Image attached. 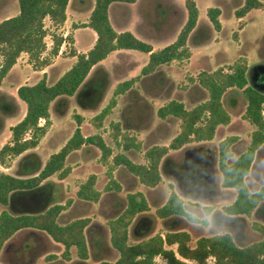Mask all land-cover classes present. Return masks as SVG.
Masks as SVG:
<instances>
[{
    "label": "trees",
    "instance_id": "obj_1",
    "mask_svg": "<svg viewBox=\"0 0 264 264\" xmlns=\"http://www.w3.org/2000/svg\"><path fill=\"white\" fill-rule=\"evenodd\" d=\"M68 1L17 0L19 12L0 21V85L23 52L40 67L49 64L48 59L41 58V54L46 50L44 38L47 30L44 19L48 17L53 23L62 24L66 19ZM134 1L95 0L86 24L96 33L93 47L85 53L73 51L76 61L55 82L49 83L46 74H43L36 83L23 84L17 88V96L25 103L26 110L24 116L10 127L11 141L0 148V164L5 162L7 156L21 155L18 170L29 176L18 177L0 171V251L18 230L31 227L45 231L55 241L62 243L65 247L62 254L64 258L70 259L72 248L78 258H88L84 229L90 219L83 217L68 224H59L56 219L71 200H67L65 204L54 203L49 206L50 187L44 180L54 174L59 179L66 178L70 173L68 158L84 145L95 146L101 152L104 164L112 155V146H109L100 134L83 135L80 129L83 118L75 114L78 124L73 134L43 165L38 154L31 149L38 145L47 131L52 103L58 111L61 107H66L69 99L74 97L83 109L95 110L98 107L111 80L115 78L110 77L109 72L99 62L112 51L135 49L148 53L149 58L140 75L118 82L107 105L92 119L97 129L103 126L105 119L113 112L118 96L127 95L141 76L154 78L162 74L164 67L171 62L190 57L188 42L202 27V22L198 23L197 0H185L186 18L181 24L179 17L183 10L181 11L174 0L139 1L141 20L136 29L145 37L158 39L167 36L180 25L176 39L159 50H153L150 43L139 39L131 31L118 32L112 26L109 7L111 6L113 14L122 8V20L117 23L123 24L130 17L127 5ZM242 4L241 8L236 10L238 17L244 16L253 8H259L262 2L244 0ZM172 8L179 13L178 18L174 20L169 19ZM219 14L218 7L208 10L210 23L215 30L221 26ZM165 24L166 28L163 29ZM63 41L61 37L54 39L50 55L58 54ZM247 68V64L242 61L232 64L226 72L222 69L211 72L201 70L194 81L207 92L205 100L191 108H186L184 103L177 99H170L159 106L157 116L163 120L168 117L177 119L180 121V130L168 145H153L145 150V164L135 163L126 155L129 150H139L141 141L134 134L123 130L120 122H111V140L113 146L120 148V152L112 156L107 172L109 180L104 189L121 191L122 186L113 173L118 165L127 168L144 185L156 186L161 180L159 164L169 149L177 150L192 141H210L220 126L231 122L224 99L233 94L235 89H239L246 100L242 117L252 124L254 129L246 149L232 162H229V159L232 156L231 146L235 136H228L219 143L218 167L222 177L221 186L227 191H236L234 201L223 210L228 214L249 216L260 208L264 202V184L258 190L251 191L245 178L249 174L256 151L264 144V93L248 85ZM18 109L17 98L0 91V130L4 117L16 115ZM40 119H44V124L40 125ZM95 183L96 175L91 174L78 187L77 198L97 202L101 192L96 189ZM149 211L150 205L143 192H128L124 210L118 216L107 220L110 245L119 255L114 261L102 260L96 264H161L156 262L157 256L165 260L164 264H208L209 257L214 259V264H264V225L258 221L253 222L252 226L262 234V239L247 246L237 245L228 232L199 237L194 245H190L191 237L185 230H167L164 234L150 235L154 219H144L145 216H151ZM155 213L160 219L172 215L194 219L184 209L183 199L174 191ZM131 224H136L139 234L144 236L134 243L128 241ZM171 245H176V252L166 247Z\"/></svg>",
    "mask_w": 264,
    "mask_h": 264
},
{
    "label": "rangeland",
    "instance_id": "obj_2",
    "mask_svg": "<svg viewBox=\"0 0 264 264\" xmlns=\"http://www.w3.org/2000/svg\"><path fill=\"white\" fill-rule=\"evenodd\" d=\"M79 1L76 0L75 4H72V0L68 1L66 20L62 24H55L48 17L44 19V26L47 30V35L44 38L46 50L41 54V58L48 59L49 64L41 68L37 63L29 59L27 53H22L16 61L17 65L13 74L6 76L2 82L1 89L10 92V94H13L17 98L19 109L16 115L4 117L3 127L0 130V146L11 141L9 124L19 119L26 110L25 103L17 96L16 87L18 85L36 83L43 77L44 72H47L45 73L47 79L54 81L59 73L66 70L70 64L75 62L76 56L73 55V51L76 52V48L73 45L75 39L77 47L80 50H85L93 41L94 33L86 24L94 7L95 0H89L90 5H88V0H85L84 5ZM139 1L135 0L133 3L127 5L130 17L123 24L117 23L122 20V8H117L118 10L113 14L110 7L109 17L116 31L129 30L135 32L136 26L141 20L138 11ZM174 2L179 6L181 11H184L179 17L181 19L180 24L184 23L186 18L185 0H174ZM243 2L244 0H197L196 3L202 27L188 42L190 57L171 62L164 67L162 74L154 78L148 77L142 80L139 79L140 82H138L139 80L136 81L132 91H129L127 95L118 96V102L113 112L105 119L101 128L97 129L92 119L109 102L113 90L119 82L117 78L122 77L125 72L127 79L140 75V69L146 61L147 54L140 53L139 51V53L135 52L134 55H128L123 59V57L119 56L118 58L116 54L111 52L102 60L101 64L108 70L110 77H115V80H111L98 109L85 111L79 107L74 97H72L69 99L68 107H61V112L65 109L67 111V114L61 116L59 110L55 112V104H51L47 131L39 140L38 145L31 149L38 154L42 165L52 153L59 151L73 134L78 124L74 117L75 114H79L83 118L80 125L83 135L100 134L105 142L109 146H112L113 150L106 164L101 160V152L93 145H84L68 158L67 164L70 167V173L64 178L61 186L59 185L61 190H59L56 200L61 204H65L69 199L71 202L59 214L58 220L60 223L73 221L79 217H88L95 224L105 226L107 229V241H109V230L106 226L107 220L123 211L126 205L125 196L128 191L140 190L145 194L150 204L149 213L151 216H145L144 219L147 218L149 221L154 219L150 235L155 233L164 234L167 230H185L191 237L189 244L194 245L199 237L230 231L227 228L229 226H225L217 220L215 221L218 215L214 213V210L218 207L224 208L236 196L235 190L222 192L217 188L216 185H220L222 178L220 172L213 173L210 180L208 173H205L210 190L208 193L198 194V192L194 191L195 189L193 190L194 192H191L190 190L196 186L194 180L190 184L187 182L186 187H182L179 182L181 183V181L185 180L187 172H171L173 156H170L165 160L160 182L154 187L144 185L132 173L113 172L114 175H118L124 190L119 193L120 195H116L111 193L110 190L106 191L104 188L109 180L107 172L109 166H111L112 156L120 152V148L113 146V141L111 140V122H120L124 129L130 130L128 132L134 134L141 141V145L144 144V147L140 145L138 151H130L135 160L144 162L143 149L155 144L160 145L162 144L160 143L161 141L168 145L172 136L180 130V121L173 117H168L165 121L170 123L169 127L160 128L159 134L155 135L153 130L160 122L155 117L156 109L171 98L182 101L186 107L194 106L206 99L207 92L194 81V78L201 70L211 72L222 69L223 72H226L235 62L244 61L250 67L256 62L264 61V0H261L262 5L259 8H253L244 16L238 17L236 10L241 8ZM212 7L220 9L219 20L221 26L218 30L212 27L208 17V10ZM18 12L19 6L17 0H0V21L14 16ZM178 15V11L172 8L169 19L174 20L176 17L178 18ZM165 28L166 24L163 29ZM179 30L180 25L173 33L156 40L148 39L146 42H150L153 48L158 50L172 43L176 39ZM162 31L160 30V32ZM64 34L66 35L64 36ZM208 35L210 37L209 40ZM57 37L65 40L61 44L60 50H62V53L59 52L58 57L57 55H50V49L53 46L54 39ZM130 58L138 60L139 66L137 65L134 68L128 65L131 62ZM118 59H120V62L123 61V64L120 63L119 67L115 69L114 63ZM1 63L2 57L0 56ZM50 66H55V68L50 70ZM131 68L133 69L132 71H130ZM224 105L231 115V122L218 129L213 141L208 143L211 145L206 144L202 145V147L211 146L215 149L220 140L228 136H235V141L231 146L232 156L229 159V162H232L237 155L246 149L254 126L242 117L246 107V100L241 90L235 89L233 94L224 99ZM146 121L149 122L147 123ZM44 122V119H40L39 121L40 125L44 124ZM147 124L149 127H147ZM162 135H166L163 140L160 139ZM191 146L187 150L197 148V145ZM260 148L254 163V170L249 171L245 180L249 189L253 191L258 190L264 184V144ZM20 157L21 155L16 157L7 156L5 162L0 164V171L12 175L21 173L18 170ZM91 174L96 175L95 187L101 192L99 200L94 203H76L72 206L74 201L78 199L76 196L78 187ZM50 178L56 182H60L61 180L56 174ZM175 190H178L179 195L185 203V209L194 219L182 216H171L166 219H160L156 216V209L165 203L170 193ZM218 198H221L222 202L216 201L219 200ZM261 218L264 219V211L249 215L245 221H241L239 227L236 229L235 242L237 245L247 246L262 239V234L252 226L253 222ZM142 237L144 236L139 234L138 226L131 224L128 233L129 243H134ZM59 246V251L55 253L59 254L57 256L60 257L63 247L60 244ZM166 247L172 248L176 252V245ZM118 255V251L108 242L104 250L94 248L93 255L88 259V264H96L102 260L114 261ZM155 260L161 264L165 263V260L160 256H157ZM207 262L208 264H214V259L209 257Z\"/></svg>",
    "mask_w": 264,
    "mask_h": 264
},
{
    "label": "crops",
    "instance_id": "obj_3",
    "mask_svg": "<svg viewBox=\"0 0 264 264\" xmlns=\"http://www.w3.org/2000/svg\"><path fill=\"white\" fill-rule=\"evenodd\" d=\"M111 7V6H110ZM109 7V9H110ZM184 13V11H183ZM66 20V19H65ZM202 21L200 20V18L198 19V23H201ZM89 28V27H88ZM91 29V28H89ZM93 31V29H91ZM124 31V30H122ZM132 32V31H131ZM136 32V33H135ZM135 32H132L136 37H138L139 39L141 40H144V41H147L148 39L150 38H147L145 37L144 35H142L141 33H139L137 31V29H135ZM94 33V39L93 41L86 47L85 50H80L78 47H77V44H76V39H75V42H74V47L76 48V52L77 53H85L87 52L89 49H91L96 41V33L95 31H93ZM66 34H64L65 36ZM159 39V38H158ZM156 40V39H155ZM65 42V40L63 41V43ZM150 43V42H148ZM151 44V43H150ZM152 46V44H151ZM61 47V46H60ZM153 48V46H152ZM163 48V47H162ZM161 49V48H160ZM153 50H155L153 48ZM159 50V49H158ZM62 53V50H60L59 48V51L58 53ZM139 53V50H135V49H119V50H115V51H112L113 54H116V56L119 58L120 57H123L126 58V56H131V55H134V53ZM24 53V52H23ZM140 53H145V52H142L140 51ZM22 54V53H21ZM20 54V55H21ZM147 54L146 56V61L143 63V65L141 66V69L142 67L147 63L148 61V58H149V54L148 53H145ZM59 55L57 54V57ZM19 58V57H18ZM17 58V59H18ZM131 62L128 63V65L130 66H133L134 68L138 65V60L136 59H132L130 58L129 59ZM76 61V60H75ZM102 61L99 62L100 65L103 66V64H101ZM123 61L120 62V59H118L117 62L114 63V68H118L119 67V64L122 63ZM123 64V63H122ZM16 63L13 65V67L11 68V70L9 71V73L6 75V76H11L14 72V69L16 67ZM72 64H70L66 70H68L70 67H71ZM47 66V65H46ZM139 66V65H138ZM132 67V68H133ZM41 68H44V67H41ZM55 68V66H50V70H53ZM131 68L130 71H132L133 69ZM106 69V68H105ZM141 69H140V73H141ZM66 70H64L63 72L59 73L57 75V77L54 79V81H50L49 79H47V81L49 83H53L55 82ZM44 71V70H42ZM108 71V70H107ZM47 73V72H44V74ZM126 72L122 75V77H119L117 78V80L120 82V81H123V80H127L126 78ZM5 76V77H6ZM49 76V75H48ZM136 77V76H135ZM149 76H141L140 80H142L143 78H148ZM5 79V78H4ZM3 79V81H4ZM130 79V78H129ZM113 80V79H112ZM115 80V78H114ZM140 80L138 82H140ZM2 81V82H3ZM34 84V83H33ZM29 85H32V84H29ZM110 85V84H109ZM20 85H18L16 87V90L17 88L19 87ZM134 89V86L131 90L129 91H132ZM0 91L1 92H4V93H8L10 94V92L6 91V90H2L1 89V85H0ZM13 95V94H11ZM14 96V95H13ZM72 98V97H71ZM172 99V98H171ZM75 100V98H74ZM170 100V99H169ZM205 100V99H204ZM100 105V104H99ZM99 105L96 109L99 108ZM196 105V104H195ZM161 106V105H160ZM68 107V104L67 106ZM80 107V106H79ZM193 107V106H191ZM191 107H186V108H191ZM55 108V107H54ZM81 108V107H80ZM83 109V108H82ZM95 109V110H96ZM158 109V108H157ZM157 109H156V118H158V122L159 124H161L162 122H164L165 120L163 119H160L158 116H157ZM55 112H57L56 109H54ZM85 111H94V110H87V109H83ZM59 112L61 113V116H64L66 112V109L61 112V110H59ZM25 112L23 113V115L17 119L16 121H14L13 123L9 124V127L13 126L14 124H16L23 116H24ZM59 115V114H58ZM10 118V117H9ZM157 122V123H158ZM121 127L123 130L125 131H130L128 129H124L122 124H121ZM222 127V126H220ZM219 127V128H220ZM218 128V129H219ZM217 129V130H218ZM166 135H162L161 136V140H163L165 138ZM138 139V138H137ZM144 143V142H143ZM160 145H166L165 142L161 141ZM142 144V143H141ZM192 144H198L196 142L192 143ZM3 144H1L0 147H2ZM144 145V144H143ZM143 145H141L142 147H144ZM191 145V144H190ZM146 149H143V154L145 152ZM130 151H138V150H129L126 152V155L128 156L129 159H131L133 162L135 163H141V164H145L146 161H145V158H144V162H138L137 160H135V157L133 156V154L130 152ZM179 150H169L167 155L168 156H173V160L172 162L175 163V155L178 152ZM141 153V154H142ZM216 159L214 161V167H215V171L216 172H219L218 171V167L216 166ZM173 167L175 166V164L172 165ZM159 171L160 172H163L161 170V165L159 166ZM113 172H129L131 173L129 170H127V168H125L123 165H118L117 167H115V169L113 170ZM18 174V173H17ZM262 174V172H261ZM14 175V174H13ZM19 175H23V177H27L29 176L28 174H23V173H19ZM115 178L120 182L119 178H118V175H114ZM48 179V178H47ZM44 180V183H46L47 186H49V191H48V202H49V206L51 204H54V203H58V201L56 200V196L59 192V190H61L60 186H61V183L64 179H61L60 182H56L55 180H52L51 178H49L48 180ZM246 180V178H245ZM246 182V181H245ZM120 184L122 185V183L120 182ZM60 185V186H59ZM222 192H227L226 189L222 188L220 189ZM140 191V190H139ZM233 191V190H232ZM253 191V190H251ZM219 200H216V201H220L222 202L221 198H218ZM235 199V198H234ZM233 199V201H234ZM232 201V202H233ZM81 202H87L89 203L88 201L86 200H83V199H76L74 201V204L72 206H74L76 203H81ZM231 202V203H232ZM230 203V204H231ZM150 205V204H149ZM229 204L225 205V206H228ZM224 206V207H225ZM219 208V207H218ZM216 208V210H214V213H217V218H215V221H219L221 223H223L225 226H229L227 228L230 229V231H227L228 233L231 234V236L233 237L234 241H236V229L239 227L240 224H236V223H231V222H228L226 221L225 219H223V215H226L225 211L223 210V207L222 208ZM264 211V202L261 203V206L259 208V210L257 209L255 212H253L251 215H254L256 212H262ZM235 219H239V221H245L246 219V215H232ZM59 217V216H58ZM57 217V218H58ZM213 219V218H212ZM58 220V219H57ZM214 220V219H213ZM257 221V220H256ZM259 222L263 223L264 222V219H258ZM212 222V221H211ZM214 222V221H213ZM91 224H95L94 221H91ZM264 224V223H263ZM60 249V246L58 243H56L55 241H53L49 235L46 234L45 231L43 230H40V229H36V228H31V227H25V228H22L20 230H18L9 240H7V242H5V244L2 246L1 248V251H0V264H64V263H69V262H74L73 264H84L83 261H79L75 255H74V248L71 249V252H72V255H71V260L70 261H65V260H62L59 256V254L55 253V252H58ZM50 255V256H53L52 259L50 260H47L46 257ZM88 263V260L86 261Z\"/></svg>",
    "mask_w": 264,
    "mask_h": 264
},
{
    "label": "flooded vegetation",
    "instance_id": "obj_4",
    "mask_svg": "<svg viewBox=\"0 0 264 264\" xmlns=\"http://www.w3.org/2000/svg\"><path fill=\"white\" fill-rule=\"evenodd\" d=\"M79 2H81L84 5L86 1L85 0H80ZM75 3H76V0H72V4H75ZM88 5H90V1L89 0H88ZM247 79H248V85H250L254 89L264 93V61L256 62L252 66L247 68ZM262 113L264 114V110H263ZM146 122L148 123L149 121H146ZM169 124L170 123L167 122V121H164L161 124H158L156 126V128H154V130H153L154 134L155 135L159 134L158 132H160V128L163 129L165 127H169ZM147 127H149V125ZM217 131L215 132V135H216ZM174 135L172 136V138L174 137ZM215 135H214V137H215ZM213 139L210 140V141H192V142H189V143L185 144L183 147L177 149L180 152L178 151L179 153H177L175 155V161H174L175 163H173V164H175V166L174 167L171 166V170L170 171L171 172H187V174L185 176V180L181 181V183L179 182V184H181L182 187H186V185L188 183L190 184V183H192V180H194V183L196 184V186L193 189L190 190L191 192L196 191V192H198V194H204V193H208L210 191L209 190V184H208L207 181H208V178L210 180L211 177L213 176V173L215 174V172H216L215 171V167H214L215 159L217 160L216 161V166L218 167L219 143L220 142L217 144V147L215 149L212 148L211 146L202 147V145H206V144L210 143L211 141H213ZM220 141H222V140H220ZM194 142H196L198 144H192ZM190 144L191 145H197V148L196 149L187 150V149L192 147ZM155 145H157V144H155ZM198 145H199V147H198ZM208 145H211V144H208ZM147 149L148 148H146V150ZM260 149L261 148H259L256 151V153H255V157H254L253 162L251 164L250 171L254 170V163H255V161L257 159L256 157L258 156V153H259ZM169 150H172V149H169ZM231 151H232V149H231ZM168 157H170V156H168L166 154L161 159V162H160L159 166L161 165V170L162 171L164 169L165 160ZM218 171L221 174V171H220L219 167H218ZM206 172L208 173V178H207V176H205ZM160 175H161V172H160ZM121 186H122L121 191L117 192V191L111 190V193L116 194V195H120L119 193H121L122 190H124L123 185H121ZM216 186H217L218 189H222L223 188L221 186V183H220V185L217 184ZM133 191H136V190H133ZM128 192H132V191H128ZM174 192L179 195L178 190H175ZM125 199H126V196H125ZM125 207H126V205H125ZM183 207L185 209V203L184 202H183ZM258 210H259V208H258ZM232 215H235V214L226 213V215H223L222 218L225 219L228 222L240 224L241 221H239V219H235ZM172 216H179V215H172ZM169 217H171V216H169ZM79 218H83V217H79ZM112 218H114V217H112ZM57 222L59 224H61V225H64V224L70 223L71 221L66 222V223H60L59 220H57ZM134 225H136V224H133V226ZM106 226H107V224H106ZM108 230H109V228H108ZM84 233H85V237H86V243H87L88 255L89 256L85 260L80 259V258H78L76 256V251L75 250H74V255L79 261H83L84 264H88L86 261L89 259L90 256L93 255L94 248L97 249V250L98 249H103L104 250L107 247L109 241H107V229L105 228L104 225H101V224H91V221H89V223L87 224V226L84 229ZM47 235H49V234H47ZM49 237L53 241H55L50 235H49ZM55 242L60 244L63 247V250H62L60 258L62 260H65V261H70L72 252L70 254V259L64 258L63 255H62L63 251L65 249L64 245L62 243H60V242H57V241H55ZM49 256L50 255H48L47 257H49ZM47 257H46V259H47ZM52 257L53 256H50L49 259H47V260L52 259Z\"/></svg>",
    "mask_w": 264,
    "mask_h": 264
},
{
    "label": "water",
    "instance_id": "obj_5",
    "mask_svg": "<svg viewBox=\"0 0 264 264\" xmlns=\"http://www.w3.org/2000/svg\"><path fill=\"white\" fill-rule=\"evenodd\" d=\"M65 113H67V111ZM15 176L23 177V175H19V174H15Z\"/></svg>",
    "mask_w": 264,
    "mask_h": 264
}]
</instances>
